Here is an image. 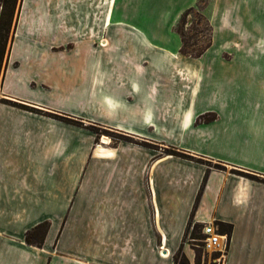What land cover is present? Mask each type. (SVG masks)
<instances>
[{
    "label": "crops",
    "instance_id": "1",
    "mask_svg": "<svg viewBox=\"0 0 264 264\" xmlns=\"http://www.w3.org/2000/svg\"><path fill=\"white\" fill-rule=\"evenodd\" d=\"M26 1L30 4L25 5ZM85 1L75 2V11L69 13L64 9L65 0H20L22 7L20 14L18 11L16 32L8 54L10 62L18 63L19 67L11 68L12 71L8 67V75L13 83L23 87L24 97L39 101L40 108L46 111L56 105L61 111L93 118L117 131L145 138L147 143L173 147L187 156L228 170L208 168L128 143H120L114 148L108 144L101 146L89 159L90 148L80 142L77 131L69 127L58 125L52 130L44 125L9 127L0 131V134L9 135V139L0 141L4 144L0 146V212L13 216L8 223L0 218V264H39L44 261L45 264H173V255L182 244L206 173L194 222H220L232 226L224 264H264V77H260L264 75V62L237 63L238 71H250L254 78L242 84H236L237 79H231L221 70L227 69L226 64H211L206 68L199 64L196 67L176 65L169 73V79L176 85V93L160 100L157 113L146 108V82L133 81L127 85L139 103L132 111L134 124L108 121L111 117L108 114L80 103L75 109L67 108L68 99L64 102L55 97L48 80L64 75L63 71L69 66L86 77L88 65L98 79L99 63L88 64L86 59L97 50H111L106 40L104 43L109 45L107 48L101 45L103 49L92 43L77 47L74 52L53 50L59 37L72 36L68 33L72 21L87 22L89 19L93 24L98 20L94 18L95 14L88 16ZM115 2L113 0L105 18L110 27ZM78 4L79 8H76ZM90 35L95 37L88 31L73 36L87 40ZM72 53L78 56L77 61L71 63L67 56ZM170 56L180 59L177 51L171 52ZM216 70L225 77L221 82L215 79ZM204 83L210 92L208 97L199 94ZM217 85L221 87L222 95L214 97L211 90L214 93ZM246 86L255 88L243 89L247 92L245 98L234 96L236 89ZM214 98L217 99L214 101ZM120 101H117V107ZM205 113L215 114L216 119L196 124L197 118ZM155 115L167 118L170 124L151 127L155 125L151 120ZM39 133L43 136H38ZM21 134L30 139L25 140ZM53 135L58 136L57 140H52ZM43 139L52 140L55 145L52 157H56L67 143L65 151H69L75 142L83 160L81 164L72 165L73 158H69L65 166L57 163L55 168L52 166L45 189L41 181L43 175L32 177L36 183L35 193L22 198L17 185L23 179L24 163L13 157V151L23 146L20 144L23 141L28 149L35 146L40 151L39 148L44 147ZM87 158L89 161L84 163ZM56 161L57 158L52 163ZM66 212L69 217L53 248V233L59 226L55 217ZM31 213L36 214L35 220L21 221ZM49 219L52 224L42 247L26 244L25 232ZM23 225L22 232L13 229ZM78 233L83 234L84 240L75 253L72 239ZM183 251L190 264H194L184 243ZM22 257L26 258L25 262Z\"/></svg>",
    "mask_w": 264,
    "mask_h": 264
},
{
    "label": "rangeland",
    "instance_id": "2",
    "mask_svg": "<svg viewBox=\"0 0 264 264\" xmlns=\"http://www.w3.org/2000/svg\"><path fill=\"white\" fill-rule=\"evenodd\" d=\"M78 1L65 0L67 4L64 7L65 11L69 13L75 11L74 5ZM112 3L113 0H86L84 8L88 16L95 14L94 18L96 17L98 20L94 21L93 24L89 19L87 22L72 21L70 30H68V33H71L72 36L68 38L59 37L54 45L53 50L56 52L73 51L77 47L90 46L92 43L95 47L99 46L100 49H103L102 44L105 45H102L103 47L107 48L109 44H104V40L109 42L111 47V50H97L88 55L86 59L88 64H93L94 61L99 63L100 70L96 75L98 79L94 77V72L89 69L90 65H88L86 77H83L81 73H76L74 68L69 66L63 71L64 75L48 80L50 83L49 88L55 97L64 102L68 99L69 102L67 101L65 104L67 108L75 109L80 103L84 107H95L104 114H108L111 116L107 118L108 121L134 124L135 119L132 117V111L139 103L137 97L130 92V87L127 85L133 81L146 82V108L150 111L156 110L157 113V108L161 105L160 100L168 94L175 95L176 93V85L173 84V80L169 79V73L176 65L189 64L196 67L199 64L201 67L206 68L211 64H226L227 69L221 70L227 72V76L231 79H237L236 84L239 82L242 84L254 78L250 71H238L237 63L264 62V0H116L112 27H110L105 22V18ZM29 4L28 1L25 2V5ZM21 7L22 2L20 4V0H17L0 70V131L4 132L9 127L14 129L19 127L36 128L43 125L50 130L58 125L69 127L72 131H77L76 134L79 135L80 142L90 148L89 159L101 146L104 147L108 144V147L114 148L120 143L132 144L143 149L148 148L165 155L169 150L183 154L173 147L166 148L161 145L147 143L145 138L117 131L101 124L99 121H95L93 118L89 119L73 115L67 111H61L56 105H52L51 109L46 111L40 108L39 101L24 97L23 87L20 84L13 83L8 75V67H10V71H12L11 68L16 69L19 67L18 63L10 62L8 54H10L12 47L16 32V18H19ZM76 8H79V4L76 5ZM82 8L83 6H81ZM190 8L188 15L183 16ZM87 31L91 34L94 33L97 38L90 35V39H87V41L86 38L73 36L81 32L85 34ZM178 31L182 33L184 47L188 51L202 49L208 42L211 43V46L199 58L191 59L182 56L179 53L182 43ZM174 51H177L180 59L178 57L174 59L170 56V53ZM68 55V60L71 63L77 61L78 54L76 57L73 53ZM136 65L140 67L137 69ZM215 73L217 81L224 80L225 77H223V73H220V70H216ZM260 77L262 78L264 75ZM82 78H85L84 81L81 80ZM118 83H120L119 87H117ZM239 88L235 90L234 96L242 99L246 97L247 93L243 89H253L255 87ZM117 93L120 96H117ZM211 93L212 95L215 94L214 97L221 96L222 89L217 85L215 92L213 93L211 90ZM199 94L201 97L210 96L205 83ZM118 98H122V101ZM72 99L75 101L70 102ZM216 99L214 98V101ZM117 101H120L118 107ZM151 120L155 124L151 127L170 124L167 118H161L158 115L152 116ZM21 135L25 140L30 139L23 134ZM40 135L39 133L38 136ZM0 136L1 142L9 139V135L6 133H2ZM171 136L174 135L171 134ZM57 137V135H53L52 140H57ZM104 139L108 141L104 143ZM52 140L45 141L43 139L41 142L44 147L39 148L40 151L35 146L28 149L24 141L20 143L23 146H18L13 151V157H17L24 163L21 172L23 179L17 185L22 198L29 195V193H35L36 183L32 177L38 178L39 174L43 175L41 181L45 189L48 187L46 180L48 176L50 177L53 170L52 166L53 168L57 164L65 166L69 162V158H73L72 165L81 164L83 158L80 156L82 154L79 155L75 142L70 145L69 151H65L67 143L63 145L64 147H61L62 151L57 152L56 157L50 156L54 152L53 150L56 149L55 145H52ZM3 145V143H0V146ZM56 158L57 161L53 164L52 160L54 161ZM88 158L85 159L86 162L84 163L89 161ZM190 158L185 160L197 162L208 168L228 170L215 163ZM232 172L242 175L240 172ZM144 176L146 178V170ZM12 216L13 214L8 212H0V218H3L6 223L10 222ZM68 217L69 213L67 212L61 214V217L59 215L55 217V220L59 222V226L53 233L51 242L53 248L56 247ZM35 219L36 214L31 213L24 218L22 217L21 221ZM43 222L48 223L49 230L52 221L49 219ZM23 228L24 225L23 227H13L17 232H22ZM190 232L191 228L184 239V246L189 257L193 258L194 264H196V260L198 264H224L225 257L219 259V254L205 252L198 241L190 239ZM199 234L201 235V231H199ZM82 239L84 240V236L81 233L76 234L72 239V245L75 248L73 252L78 253ZM22 258L25 262L26 258ZM39 264H45V261Z\"/></svg>",
    "mask_w": 264,
    "mask_h": 264
},
{
    "label": "trees",
    "instance_id": "3",
    "mask_svg": "<svg viewBox=\"0 0 264 264\" xmlns=\"http://www.w3.org/2000/svg\"><path fill=\"white\" fill-rule=\"evenodd\" d=\"M16 3H17V0H0V70L2 67V63H3L5 51H6V46H7L10 30H11V25H12V19L14 16V11L16 9ZM189 10H191V8L188 9L187 12L183 14V16L185 15L187 16ZM177 33L180 35V39L182 43V46L179 49V53L182 56H185L191 59L199 58L211 46V43L208 42L206 46L202 49L195 50V51H188L184 47V40H183L184 38H183L182 33L179 31ZM215 119H216L215 114L205 113L203 115H200L197 118L195 123L196 124L209 123V122L214 121ZM166 155L180 157L184 159L190 158V157L188 158L187 155H183L179 152H175L174 150L167 151ZM206 180H207V173L203 177L201 186L199 188L195 202L193 204V208H192L191 214L189 216V219H188V222L185 228L182 244L179 246V248L173 255V264H190L188 258L186 257L183 251L184 239L186 235L188 234L190 228H191V232L189 233L190 239H192V241H198L201 244V239L203 237H202V234L201 235L199 234V231H201L202 224H198L194 222V213H195V210L197 209L200 197L202 195L204 186L206 184ZM215 224L220 228V231L222 234H227L228 236H230L231 231H232V226L230 224H225V223H220V222H216ZM48 227H49L48 223L43 222L33 227L31 230H28L25 233V237H24L25 243L31 246H35L37 248H41L44 243V239H45ZM196 264H198L197 260H196Z\"/></svg>",
    "mask_w": 264,
    "mask_h": 264
},
{
    "label": "built area",
    "instance_id": "4",
    "mask_svg": "<svg viewBox=\"0 0 264 264\" xmlns=\"http://www.w3.org/2000/svg\"><path fill=\"white\" fill-rule=\"evenodd\" d=\"M201 244L205 252L219 254V259L226 257L230 245V238L222 234L220 228L213 223H204L201 228Z\"/></svg>",
    "mask_w": 264,
    "mask_h": 264
},
{
    "label": "bare ground",
    "instance_id": "5",
    "mask_svg": "<svg viewBox=\"0 0 264 264\" xmlns=\"http://www.w3.org/2000/svg\"><path fill=\"white\" fill-rule=\"evenodd\" d=\"M105 44V43H104ZM103 45V44H102ZM108 140L107 139H104L103 142L106 143Z\"/></svg>",
    "mask_w": 264,
    "mask_h": 264
}]
</instances>
